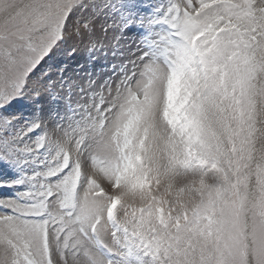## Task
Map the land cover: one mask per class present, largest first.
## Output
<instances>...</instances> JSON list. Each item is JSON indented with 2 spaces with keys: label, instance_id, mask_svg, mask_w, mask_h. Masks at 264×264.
Wrapping results in <instances>:
<instances>
[{
  "label": "snow or ice",
  "instance_id": "6c2138e0",
  "mask_svg": "<svg viewBox=\"0 0 264 264\" xmlns=\"http://www.w3.org/2000/svg\"><path fill=\"white\" fill-rule=\"evenodd\" d=\"M105 7L143 38L119 81L57 137L0 122V264H264V0H0V110Z\"/></svg>",
  "mask_w": 264,
  "mask_h": 264
},
{
  "label": "rangeland",
  "instance_id": "374dc122",
  "mask_svg": "<svg viewBox=\"0 0 264 264\" xmlns=\"http://www.w3.org/2000/svg\"><path fill=\"white\" fill-rule=\"evenodd\" d=\"M145 2L154 5L165 0ZM98 3L120 5L122 0H98ZM80 19L90 21L91 32L66 40L41 62L30 77V87L34 88L39 82V102L29 93L22 100L14 101L0 110V122L5 118L13 120L9 139L20 129L26 128L29 121L37 117L42 121L39 132L30 133L23 140L16 141L21 147L25 142L34 143L37 135L44 132L53 137L59 136L62 130L57 131L56 125L62 123L67 127L66 116L71 115L68 112L69 104L73 109L87 106L88 97L93 91H98L105 82L113 85L118 82L122 66H130V62L142 54L143 38L134 30L120 27V13L116 9H97L95 13L85 14ZM2 24L3 18L0 17ZM51 95L58 97L56 105L51 102ZM15 176L9 168L0 166V201L13 198L21 190L3 186ZM81 264H84L83 259Z\"/></svg>",
  "mask_w": 264,
  "mask_h": 264
},
{
  "label": "bare ground",
  "instance_id": "6f19581e",
  "mask_svg": "<svg viewBox=\"0 0 264 264\" xmlns=\"http://www.w3.org/2000/svg\"><path fill=\"white\" fill-rule=\"evenodd\" d=\"M98 26H100V25H98ZM130 44V43H129ZM133 49H134V47H133ZM134 52V51H133ZM125 53V52H124ZM136 54V53H135ZM135 56V55H134ZM125 57V56H124Z\"/></svg>",
  "mask_w": 264,
  "mask_h": 264
}]
</instances>
